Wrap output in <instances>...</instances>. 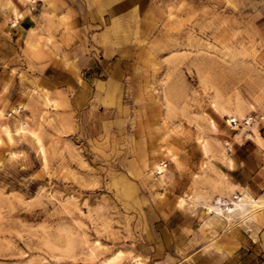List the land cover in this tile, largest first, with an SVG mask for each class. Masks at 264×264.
Instances as JSON below:
<instances>
[{
	"label": "rangeland",
	"instance_id": "1",
	"mask_svg": "<svg viewBox=\"0 0 264 264\" xmlns=\"http://www.w3.org/2000/svg\"><path fill=\"white\" fill-rule=\"evenodd\" d=\"M0 51V264L131 262L228 213L220 168L264 136V0H0Z\"/></svg>",
	"mask_w": 264,
	"mask_h": 264
},
{
	"label": "crops",
	"instance_id": "2",
	"mask_svg": "<svg viewBox=\"0 0 264 264\" xmlns=\"http://www.w3.org/2000/svg\"><path fill=\"white\" fill-rule=\"evenodd\" d=\"M15 28L18 35L27 30L20 19ZM2 55L0 51V61ZM261 142L251 135L250 139L235 143L225 167L220 168L227 176L223 179L221 191L215 196L233 207L234 211L223 213L222 218L203 208L189 213V222L185 224H168L165 228L159 225L153 233V241L149 245L135 247L133 260L125 259L122 264H262L264 209L253 215L252 208L253 201H258L264 191V159L258 165L261 170L256 174L248 164L251 153L248 146L255 144L264 150V136H261ZM232 195H238V200L231 198ZM184 202L185 207L194 211L190 208L195 205L191 199L185 198ZM194 238L199 240L193 243ZM186 245L189 246L183 250Z\"/></svg>",
	"mask_w": 264,
	"mask_h": 264
},
{
	"label": "bare ground",
	"instance_id": "3",
	"mask_svg": "<svg viewBox=\"0 0 264 264\" xmlns=\"http://www.w3.org/2000/svg\"><path fill=\"white\" fill-rule=\"evenodd\" d=\"M217 106V105H216ZM218 108H219V106H218ZM236 119V118H235ZM211 122H212V124L213 125H215V122H214V119H212L211 118ZM2 125V124H1ZM24 125V124H23ZM4 127V131L6 132V134H7V136L9 137V139L11 138H13V136H12V131H11V129L8 127V126H3ZM23 127V126H22ZM2 129V128H1ZM17 129V128H16ZM18 131L20 130V128H18L17 129ZM22 132V131H21ZM202 146H203V148H204V150L205 151H208V147H209V142L208 141H205L204 139H202ZM166 149V148H165ZM229 162L231 163L232 162V159L230 158L229 159ZM158 167L159 168H161L162 167V169H163V166H161V165H159L158 164ZM161 169V170H162ZM183 203H184V199L183 198H181L180 200H179V205H183ZM228 208V210L230 211V212H232V211H234V208L233 207H230V206H228L227 207ZM121 256V252L119 251V252H116L113 256H111L109 259H108V261H112V262H115L116 261V259H118L119 257ZM108 261L106 262L107 264H108ZM96 264H102V263H96ZM139 264V263H138Z\"/></svg>",
	"mask_w": 264,
	"mask_h": 264
},
{
	"label": "built area",
	"instance_id": "4",
	"mask_svg": "<svg viewBox=\"0 0 264 264\" xmlns=\"http://www.w3.org/2000/svg\"><path fill=\"white\" fill-rule=\"evenodd\" d=\"M252 118H253V116H249L248 118H246V123H249V122H251V120H252ZM234 123V124H236V126H238V124H239V122H238V120L237 119H235V118H232L231 119V123ZM262 264H264V259L262 260Z\"/></svg>",
	"mask_w": 264,
	"mask_h": 264
}]
</instances>
